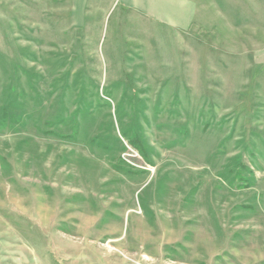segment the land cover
<instances>
[{
  "label": "rangeland",
  "instance_id": "1",
  "mask_svg": "<svg viewBox=\"0 0 264 264\" xmlns=\"http://www.w3.org/2000/svg\"><path fill=\"white\" fill-rule=\"evenodd\" d=\"M205 4L0 0V264H264V0Z\"/></svg>",
  "mask_w": 264,
  "mask_h": 264
},
{
  "label": "crops",
  "instance_id": "2",
  "mask_svg": "<svg viewBox=\"0 0 264 264\" xmlns=\"http://www.w3.org/2000/svg\"><path fill=\"white\" fill-rule=\"evenodd\" d=\"M87 1L88 0H71V7L74 12L72 15L73 24L82 22L81 9L82 11L85 9ZM124 2L131 6H139L154 10L153 13L163 11L166 16H171L170 21H167L180 29L187 28L192 23L193 19H196L195 17H197V21L200 22V19L204 18L206 10L205 0H124ZM247 3L246 1V4ZM77 10H80V13H78ZM248 49L249 48H247V50Z\"/></svg>",
  "mask_w": 264,
  "mask_h": 264
},
{
  "label": "trees",
  "instance_id": "3",
  "mask_svg": "<svg viewBox=\"0 0 264 264\" xmlns=\"http://www.w3.org/2000/svg\"><path fill=\"white\" fill-rule=\"evenodd\" d=\"M129 142L132 143L133 145L135 144V147L140 146L141 141L138 138H135V136L129 138Z\"/></svg>",
  "mask_w": 264,
  "mask_h": 264
}]
</instances>
